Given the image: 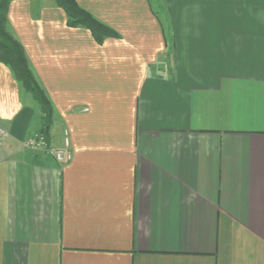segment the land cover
I'll list each match as a JSON object with an SVG mask.
<instances>
[{
	"label": "crops",
	"instance_id": "1",
	"mask_svg": "<svg viewBox=\"0 0 264 264\" xmlns=\"http://www.w3.org/2000/svg\"><path fill=\"white\" fill-rule=\"evenodd\" d=\"M10 1L52 119L0 63V264H264V0Z\"/></svg>",
	"mask_w": 264,
	"mask_h": 264
},
{
	"label": "trees",
	"instance_id": "2",
	"mask_svg": "<svg viewBox=\"0 0 264 264\" xmlns=\"http://www.w3.org/2000/svg\"><path fill=\"white\" fill-rule=\"evenodd\" d=\"M57 2L68 15L70 27L82 26L89 29L98 43H102L108 38L117 37L116 32L81 9L75 0H57ZM9 3V0H0V63L12 70L15 78L39 103L44 116V133L48 134L52 119L50 103L30 69L24 48L7 29Z\"/></svg>",
	"mask_w": 264,
	"mask_h": 264
},
{
	"label": "built area",
	"instance_id": "3",
	"mask_svg": "<svg viewBox=\"0 0 264 264\" xmlns=\"http://www.w3.org/2000/svg\"><path fill=\"white\" fill-rule=\"evenodd\" d=\"M7 135L5 130L0 128V144L2 142L1 136ZM65 148L54 149L48 143V138L43 133H36L31 138L25 141V148H28L33 153L44 152L47 155H51L56 159L58 163H65L71 160V155L67 152L70 146V139L68 131L65 133Z\"/></svg>",
	"mask_w": 264,
	"mask_h": 264
},
{
	"label": "rangeland",
	"instance_id": "4",
	"mask_svg": "<svg viewBox=\"0 0 264 264\" xmlns=\"http://www.w3.org/2000/svg\"><path fill=\"white\" fill-rule=\"evenodd\" d=\"M10 1V0H9ZM39 1V0H38ZM76 1V0H75ZM11 2V1H10ZM39 3V2H38ZM76 3H77V5L80 7V5L78 4V2L76 1ZM10 4V3H9ZM59 5V4H58ZM60 6V5H59ZM61 7V6H60ZM62 8V7H61ZM81 8V7H80ZM63 9V8H62ZM81 9H83V8H81ZM64 10V9H63ZM84 10V9H83ZM65 11V10H64ZM91 15V14H90ZM68 16V15H67ZM92 16V15H91ZM93 17V16H92ZM96 19V18H95ZM68 20H69V17H68ZM97 20V19H96ZM82 27V26H81ZM15 38V37H14ZM16 39V38H15ZM17 40V39H16ZM18 41V40H17ZM19 42V41H18ZM21 44V43H20ZM23 47V46H22ZM26 53V52H25ZM27 56V55H26ZM28 59V58H27ZM28 63H29V66H30V62H29V60H28ZM30 69H31V67H30ZM31 71H32V69H31ZM17 80V79H16ZM37 81V80H36ZM38 83V82H37ZM22 84V83H21ZM23 86V85H22ZM40 86V85H39ZM24 88V87H23ZM24 90H25V92L26 93H28L27 91H26V89L24 88ZM29 94V93H28ZM31 95V94H30ZM32 96V95H31ZM1 128V127H0ZM3 129V128H2ZM5 130V129H4ZM5 132H6V134L7 135H3V136H1V137H3V138H1V140H2V142L8 137V132L5 130ZM1 142V143H2ZM24 147H25V144H24ZM25 150L26 151H29V152H32L31 150H29L28 148H25ZM33 153V152H32ZM44 153V152H43Z\"/></svg>",
	"mask_w": 264,
	"mask_h": 264
}]
</instances>
